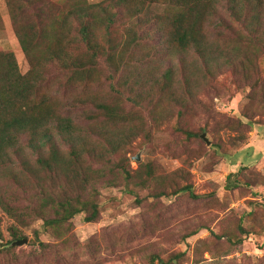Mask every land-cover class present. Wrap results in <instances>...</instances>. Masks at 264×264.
Instances as JSON below:
<instances>
[{"label": "trees", "instance_id": "1", "mask_svg": "<svg viewBox=\"0 0 264 264\" xmlns=\"http://www.w3.org/2000/svg\"><path fill=\"white\" fill-rule=\"evenodd\" d=\"M3 1L28 70L0 50V210L18 226L42 221L58 264L76 246L73 217L98 218L96 185L149 183L156 197L196 198L178 172L156 178L150 165L130 170L122 151L150 133L132 117L147 97L187 104L205 79L230 74L249 88L250 109L264 110V0ZM153 5L163 11L143 16ZM244 171L229 173L224 189L247 185ZM1 227L0 218V264H15L19 246ZM9 232L21 238L17 228Z\"/></svg>", "mask_w": 264, "mask_h": 264}, {"label": "rangeland", "instance_id": "2", "mask_svg": "<svg viewBox=\"0 0 264 264\" xmlns=\"http://www.w3.org/2000/svg\"><path fill=\"white\" fill-rule=\"evenodd\" d=\"M162 11L153 5L143 16ZM0 14V50L13 53L24 74L27 62L3 0ZM202 86L204 91L187 104L172 96L147 97L151 103L142 102L132 117L150 133L140 134L122 151L133 172L150 165L156 178L174 172L186 176L180 182L190 183L196 198L186 193L156 197L150 188L155 184L149 183L144 188L124 182L96 185L98 218L88 223L84 214L73 217L76 246L60 264H149L158 258L157 264L176 255L182 256L173 264H264V110L250 109L249 88L230 74L205 79ZM99 90L106 96L108 84ZM246 112L254 117L251 125ZM243 168L248 184L226 191L227 175ZM0 218L5 241L15 242L10 228L20 231L19 240H27L16 247L15 264H58L51 251L56 240L44 231L42 221L18 226L1 210ZM39 242L49 248L42 251Z\"/></svg>", "mask_w": 264, "mask_h": 264}, {"label": "water", "instance_id": "3", "mask_svg": "<svg viewBox=\"0 0 264 264\" xmlns=\"http://www.w3.org/2000/svg\"><path fill=\"white\" fill-rule=\"evenodd\" d=\"M202 138H203V136H202ZM208 143V142H207ZM136 160L137 161H139V157L137 156V158H136ZM26 240L25 239H22V240H19V241H15V242H13V243H11L10 245L11 246H14V245H16V246H21V245H24V244H26Z\"/></svg>", "mask_w": 264, "mask_h": 264}]
</instances>
